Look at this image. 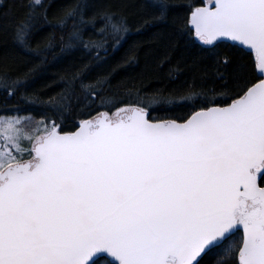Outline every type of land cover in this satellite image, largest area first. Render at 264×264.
<instances>
[{
    "label": "snow or ice",
    "instance_id": "obj_1",
    "mask_svg": "<svg viewBox=\"0 0 264 264\" xmlns=\"http://www.w3.org/2000/svg\"><path fill=\"white\" fill-rule=\"evenodd\" d=\"M150 2L152 21L185 8L177 36L186 50L196 47L193 65L213 61L219 86L112 92L74 131L63 124L72 90L95 99L120 64L92 81L88 64L66 73L67 90L45 102L54 116L3 103L0 264H264V0ZM27 8L12 40L37 58L83 51L99 65L130 32L122 11L89 13L79 0L53 21L44 0ZM7 27L0 12V34ZM46 27L59 28V38L42 35ZM11 60L0 50L8 97L43 63L21 70ZM158 108L172 114L154 117Z\"/></svg>",
    "mask_w": 264,
    "mask_h": 264
},
{
    "label": "trees",
    "instance_id": "obj_2",
    "mask_svg": "<svg viewBox=\"0 0 264 264\" xmlns=\"http://www.w3.org/2000/svg\"><path fill=\"white\" fill-rule=\"evenodd\" d=\"M77 0H44L47 16L50 21L62 8L71 6ZM88 5V12H94L100 8L109 7L115 11H122L127 16L130 32L121 46L110 51L105 61L97 65L92 57L83 51H74L70 55H60L59 49L46 53L37 58L36 54L25 55L24 51L13 43L12 30L14 24L22 20L28 11V0H0V12L3 13L7 31L0 34V50L12 54L11 65L21 70L29 67L33 62L43 63L40 70L23 88L16 91L15 96L8 97L0 90V106L7 103L8 107H20L25 109V114H34L37 119L42 116H54L55 114L46 105L51 97H57L66 91V73L75 70L81 64H88L89 70L84 73L86 81L95 80L98 76L108 73L113 67L120 64L110 78V83L98 89L100 95L95 99L89 97L86 91L79 87L72 90L71 107L66 109L63 117L65 131H73L83 111H103V104L108 102L112 92L124 93L128 88L139 90L141 94H149L161 90L165 96L179 88H187L189 85L199 89L200 86H219L220 81L213 76V61L203 58L193 65V56L196 55V47L189 46L185 49L183 39L176 33V27L181 22L180 18L186 17L183 7H174L163 20L152 21L156 9L150 0H79ZM173 4H181L182 0H169ZM42 14L44 9H40ZM152 22L145 25V20ZM43 25V20H41ZM139 28V31H137ZM35 31V30H34ZM51 33L57 39L61 31L56 27H46L45 32ZM66 35V33H65ZM35 40L33 39V45ZM133 45L138 46L135 60L129 64H122L127 50ZM170 55L166 61L164 57ZM64 77V79H62ZM116 85H120L116 88ZM29 94L31 103H26L21 98L22 94ZM35 94V95H31ZM90 105V108L88 107ZM176 111H179L177 109ZM159 109L153 112L154 117H166L171 115Z\"/></svg>",
    "mask_w": 264,
    "mask_h": 264
},
{
    "label": "water",
    "instance_id": "obj_3",
    "mask_svg": "<svg viewBox=\"0 0 264 264\" xmlns=\"http://www.w3.org/2000/svg\"><path fill=\"white\" fill-rule=\"evenodd\" d=\"M74 130H75V129H74ZM74 130H73V131H74Z\"/></svg>",
    "mask_w": 264,
    "mask_h": 264
}]
</instances>
